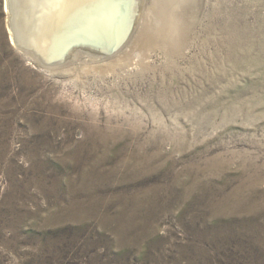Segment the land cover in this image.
<instances>
[{
    "label": "rangeland",
    "instance_id": "1",
    "mask_svg": "<svg viewBox=\"0 0 264 264\" xmlns=\"http://www.w3.org/2000/svg\"><path fill=\"white\" fill-rule=\"evenodd\" d=\"M6 1L0 264H264V0H172L163 36L135 0L120 50L58 64Z\"/></svg>",
    "mask_w": 264,
    "mask_h": 264
},
{
    "label": "bare ground",
    "instance_id": "2",
    "mask_svg": "<svg viewBox=\"0 0 264 264\" xmlns=\"http://www.w3.org/2000/svg\"><path fill=\"white\" fill-rule=\"evenodd\" d=\"M158 1L161 3L160 12L152 13L154 23H150V27L151 31L160 34L167 27L173 28V24L167 21L171 10L169 3L174 2ZM136 5L135 0H71L65 6L52 10L42 0H8L4 8L9 15L13 13L10 20L13 26H9L12 43L17 46L19 41L20 45L34 49L51 61L61 57L63 60L74 46L110 49L120 38L129 34L128 25L133 23L134 12L138 10Z\"/></svg>",
    "mask_w": 264,
    "mask_h": 264
},
{
    "label": "water",
    "instance_id": "3",
    "mask_svg": "<svg viewBox=\"0 0 264 264\" xmlns=\"http://www.w3.org/2000/svg\"><path fill=\"white\" fill-rule=\"evenodd\" d=\"M130 30V32H129V34H127L125 37H123V38H120V40L119 41H117L110 49H108V50H103V49H101L102 51H104L105 53H114V52H116L117 50H120V48L123 46V45H125V43L127 42V38L129 37V35L131 34V31H132V28H130L129 29ZM79 48H81V47H79ZM91 48V47H90ZM22 49H24V51H26V49L23 47ZM92 49H96L95 47H93ZM100 50V51H101ZM29 51H31V50H29ZM55 64H58V63H60V62H54Z\"/></svg>",
    "mask_w": 264,
    "mask_h": 264
},
{
    "label": "snow or ice",
    "instance_id": "4",
    "mask_svg": "<svg viewBox=\"0 0 264 264\" xmlns=\"http://www.w3.org/2000/svg\"><path fill=\"white\" fill-rule=\"evenodd\" d=\"M71 0H42V3L47 5L48 8L56 10L70 3Z\"/></svg>",
    "mask_w": 264,
    "mask_h": 264
}]
</instances>
